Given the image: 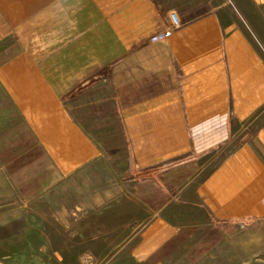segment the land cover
<instances>
[{"label": "crops", "instance_id": "obj_1", "mask_svg": "<svg viewBox=\"0 0 264 264\" xmlns=\"http://www.w3.org/2000/svg\"><path fill=\"white\" fill-rule=\"evenodd\" d=\"M93 170L141 213L135 264L264 260V0H0L11 217Z\"/></svg>", "mask_w": 264, "mask_h": 264}, {"label": "rangeland", "instance_id": "obj_2", "mask_svg": "<svg viewBox=\"0 0 264 264\" xmlns=\"http://www.w3.org/2000/svg\"><path fill=\"white\" fill-rule=\"evenodd\" d=\"M50 174L53 179L52 169ZM98 175L93 170L82 179L58 180L59 187L46 197H36L33 211L18 212L17 219L0 196V264H135L121 250L139 229L141 213L118 194L119 180ZM106 187L115 190L108 203L101 201L107 198L102 193ZM201 264H264V260L242 262L226 243Z\"/></svg>", "mask_w": 264, "mask_h": 264}, {"label": "built area", "instance_id": "obj_3", "mask_svg": "<svg viewBox=\"0 0 264 264\" xmlns=\"http://www.w3.org/2000/svg\"><path fill=\"white\" fill-rule=\"evenodd\" d=\"M172 20H173V23H174V28H177L179 27V21H178V17L176 14H172ZM171 35V31H167L165 33V37H169Z\"/></svg>", "mask_w": 264, "mask_h": 264}]
</instances>
